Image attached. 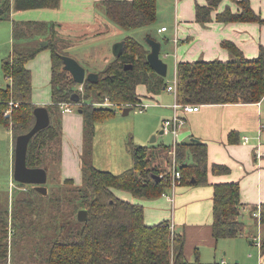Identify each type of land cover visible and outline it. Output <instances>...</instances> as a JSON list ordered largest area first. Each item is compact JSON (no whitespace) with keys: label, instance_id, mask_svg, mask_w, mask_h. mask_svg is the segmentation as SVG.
<instances>
[{"label":"trees","instance_id":"1","mask_svg":"<svg viewBox=\"0 0 264 264\" xmlns=\"http://www.w3.org/2000/svg\"><path fill=\"white\" fill-rule=\"evenodd\" d=\"M221 1L206 0L205 5L196 4V21L202 24L211 21L212 12ZM236 2L239 8L237 12L225 9L216 15V20L264 22L251 8L249 0ZM59 4L60 0H0V13L9 12L11 8L17 11L54 9ZM100 4L109 23L126 33L150 27L157 20L156 0H103ZM62 26L40 21L13 23L16 42L1 65L7 84L0 87V126L11 131L14 143L18 135L33 126V110L37 105L32 102L31 72L26 64L39 52L48 49L51 103L46 107L50 123L29 141L26 164L28 167H43L48 174L57 169L59 176L63 114L59 103L72 102L70 97L76 92L80 96L77 105L82 116V182L75 185L71 179L62 181L67 186L63 196L60 193L63 187L57 183L52 187L46 184V196L40 195L30 185L17 183L21 193L14 199L11 210L0 207V264L8 261L14 264H202L198 252L194 253L193 262L187 260L183 231L178 233L175 227L172 229L167 220L147 225L141 204L115 195L114 191L120 190L137 199L151 200L160 197L170 187L171 175L166 165L158 163V154L151 145H134L129 137L127 145L133 166L118 174L100 170L90 162L96 124L115 114V107L98 108L95 103L107 98L116 107L127 105L134 108L142 102L137 86L144 85L150 94H159L168 86L165 78L155 73L149 65V50L145 41L126 35L121 41L123 52L119 57H113L102 68L93 70L85 62L82 66L87 72L97 73L98 80L95 83L86 80L83 91H80L78 84L63 67L62 55H69L66 49L73 42L70 34L61 33ZM100 27L94 30V36L102 34ZM105 27V33H108L109 26ZM38 37L47 41L46 47L36 43ZM29 39L36 44H31ZM222 48L230 56L228 61L197 60L177 64L178 103H258L264 99V46L259 47L254 58H247L231 41L222 42ZM126 64L132 67L124 69ZM228 140L236 142V133L230 132ZM161 145L166 152L172 149V146ZM175 159L180 172L179 185L209 184L206 143L195 139L177 142ZM228 171L225 165L212 166L214 174ZM156 175H162L159 181L155 180ZM211 186L212 236L218 240L241 235L244 223L241 220L238 183L220 182ZM63 201L70 210L62 213V220H58L59 205ZM80 209L87 211L84 221L77 220ZM54 210L59 212L55 213ZM257 210L259 217L255 216V223L264 225V203L252 207L251 214ZM44 215L54 222V239L46 243V248L35 247L32 251L24 247L17 252L19 244L25 243L27 237L41 229L39 222ZM261 249L264 250V241Z\"/></svg>","mask_w":264,"mask_h":264},{"label":"crops","instance_id":"2","mask_svg":"<svg viewBox=\"0 0 264 264\" xmlns=\"http://www.w3.org/2000/svg\"><path fill=\"white\" fill-rule=\"evenodd\" d=\"M101 1L103 0H60L57 8H40V10L49 13V16L46 17L47 19L54 20L55 23L57 22L63 26H92L99 23L98 28L101 25L100 28L102 29L106 25L116 29L106 18L100 4ZM249 2L254 12L264 21V0H249ZM196 4L205 5L206 0H173L172 11L168 20L169 26L166 27L163 23L166 16H160L158 12L155 24L150 26L153 28L156 25V31L157 33L160 32V35L164 36L165 34L163 33L167 32V35L160 40V56L169 59L173 67L174 76L176 66L180 62H194L197 60L228 61L230 56L222 48V42L224 41L233 42L247 58L257 56L259 47L261 45L264 46V22L217 21L216 15L225 9H230L234 13L239 10L236 0H222L217 9L212 12L211 21L202 24L195 19ZM161 27H165V30L159 31ZM142 29L145 30L146 28ZM147 33L151 35V33ZM112 47L111 55L114 57ZM146 48L149 50L147 44ZM26 67L31 72L32 102L37 105H48L50 100L40 97L38 84L40 82V69L45 67L44 85L50 88L49 51L42 50L39 52L33 59L28 61ZM139 86H143L142 93L138 91L137 86V93L140 95L141 101L144 98L154 100L158 103L157 106L165 109L161 119H167L169 115L173 114L171 108L174 103L173 94L167 90H163L167 94L163 93V91L159 94H150L144 85ZM178 113L185 119V124L179 132V137L183 139L181 142L197 139L206 143L209 184L206 186H182L178 191L173 189V192L171 191L170 194H167L168 196L165 195L163 199L156 200L137 199L128 192L120 190H115L114 192L116 196L123 200L141 204L144 207V222L147 225H153L164 220L168 221L165 217H161L158 222H150L153 214L154 218L159 215L157 209L159 208L158 206H161L160 202H163L162 204L167 203V206L172 207V217L178 221L175 223L170 221V223L174 225L178 233L184 232L185 256L188 261L193 262L194 257L193 260L191 258L192 251L193 253L198 252L200 245L211 247L220 240H215L212 236L213 188L211 185L213 183H238L239 201L242 205L241 220L243 221L242 217L245 214L249 215L252 223L247 228L250 235H252L251 226L255 223V216L253 213L251 214V208L259 207L264 203V99L258 103L200 104V108L196 112L183 114L178 111ZM157 128L158 125H154L150 129L149 134ZM0 129L3 132V136L7 139L6 169L9 181L13 172L14 140L10 130L2 126H0ZM160 131L159 134H161ZM230 132L236 133V142H229L228 135ZM163 134H166L164 130ZM244 137L247 140H244ZM82 146L81 114L79 117H74L72 112L63 113L60 180L71 179L75 185L81 184ZM170 146L168 145L167 147ZM167 156L163 164L168 168L169 165L167 163L170 159L168 151ZM214 164L225 165L229 171L225 174H214L212 172ZM10 185L11 187L13 186L12 182ZM148 204L151 206L149 209H147ZM245 227L244 223L243 232ZM263 230L264 225H259L257 230L259 235ZM2 264L14 263L8 261ZM216 264H225V262L221 259L220 263L216 262Z\"/></svg>","mask_w":264,"mask_h":264},{"label":"rangeland","instance_id":"3","mask_svg":"<svg viewBox=\"0 0 264 264\" xmlns=\"http://www.w3.org/2000/svg\"><path fill=\"white\" fill-rule=\"evenodd\" d=\"M158 3V14L165 15L163 23L166 27L169 26V17L172 11V4L173 0H157ZM48 9V8H44ZM57 13V12H54ZM49 16L48 12H44L40 9H31V10H9L6 13H0V87H5L7 84V79L4 77L3 71L1 69L2 62L9 56L12 52L14 43L16 42L14 36V29L13 23L24 24L30 21H40L47 24L54 22V20L47 19L46 17ZM159 16V20H160ZM158 20V21H159ZM55 23V22H54ZM57 23V22H56ZM158 23V22H157ZM98 24L96 25H79V26H62L61 33L66 35V32L71 36V45L66 49L67 54L69 56L75 58L81 65L88 62L89 69H99L105 66L107 61L113 58L111 55V47L115 43H121L122 39L126 36H132L138 39L141 42H144L147 35V32L151 33V37L155 40L159 41L167 35L166 33L164 36L160 35L156 31V25L149 29L146 28L145 30L141 29L138 31H133L131 33H126L121 29H113L109 26L110 32L105 33L107 27L100 29L102 31L100 35L94 36L95 29L98 28ZM91 26V27H90ZM83 33H85L83 35ZM147 34V35H146ZM41 37L36 39V43L38 42L41 46L43 41ZM31 44L33 43L31 39H29ZM48 50V49H45ZM49 51V50H48ZM47 52V51H46ZM48 53V52H47ZM50 53V51H49ZM163 55V54H162ZM164 62L167 64V74L164 77L167 83H171L174 71L173 67L170 64L168 58H164ZM44 74H46L45 67L40 69L39 75V91L40 97L48 98L51 103V92L49 86L44 85ZM138 91L140 93L143 92V86H138ZM163 93L167 92L163 91ZM157 100V99H156ZM104 100L101 102L103 103ZM48 103V104H50ZM143 104H147L148 106L142 111L139 112V107L135 106L132 108L127 115H122V110L124 106L115 107L116 104L112 103L113 105L105 106L99 103H95V107L98 108H114L115 114L112 117L105 119L102 122H98L95 126V133L92 143V153L90 155V162L98 169L105 170L112 172L114 174L121 173L133 166V158L131 156V152L128 149V139L129 137L132 138L134 145L140 146H147L150 145L154 149L153 151L158 154V163H163L167 159V152L163 149L162 145H172L174 142V137L171 133L167 134H159L160 129L162 128L163 119L161 116L163 115L164 108L157 106L154 100H150L144 98L142 100ZM162 104V103H160ZM37 105V104H36ZM40 106V105H37ZM47 106V105H43ZM79 104L77 103L72 105V113L74 117H79L80 114L78 113ZM172 116L169 115L170 118ZM167 117V118H168ZM158 125V128L155 129L154 132L149 134L150 129L154 126ZM180 133H178L176 137V142L183 141L182 138L179 137ZM153 136H157V140L151 143V138ZM7 139L3 136V132L0 129V207L7 208L11 210L13 201L15 198L20 196L21 190H18V184L13 181L11 178L8 181L7 178V169H6V158H7ZM160 145V146H159ZM170 164V159H169ZM169 168V167H168ZM167 168V171L169 169ZM12 182V187H11ZM60 184L63 187V190L60 191L61 195L63 196L67 186L62 184V180H60L58 176L57 169L51 170L48 174V181L50 187ZM31 186V185H30ZM182 186L185 185H177L174 187L175 190H179ZM26 186L25 188H28ZM24 188V189H25ZM172 188L165 189L166 194H170ZM66 196V195H65ZM156 199H163V196H160ZM155 199V200H156ZM9 201V202H8ZM63 201L59 207L60 209V216L58 220H62V213H66V211L70 210L69 205ZM158 206L157 209L159 212L160 217L156 216L154 218L151 216V223L160 221L159 218L165 217L173 223L177 222L178 220L173 219V210L172 207L170 208L167 203ZM151 206L148 204L147 209ZM144 208V207H143ZM53 212H59L54 210ZM158 218V219H157ZM163 218V219H165ZM49 216L44 215L40 218V230H37L32 234L30 237H27V241L25 243L19 244L17 246V252H21L24 247L29 248L33 251L35 247L38 249L46 248V243L49 240H53L54 236L56 235L54 230V222L49 221ZM156 219V220H155ZM246 227L243 234L239 237L235 238H227V239H220L215 244L210 246H202L198 247L199 253V260L203 264H216L220 263V260L223 259L225 264H264V250L261 249L260 244L264 241V230L259 235L258 226L259 224L254 223L251 226L252 235L248 232V228L252 220L250 219L249 215L245 214L242 217ZM171 224V223H170ZM179 224V223H178ZM257 224V225H255ZM42 225L44 227H42ZM46 226V227H45ZM194 253L191 252V258L193 260ZM262 257V259H260Z\"/></svg>","mask_w":264,"mask_h":264},{"label":"water","instance_id":"4","mask_svg":"<svg viewBox=\"0 0 264 264\" xmlns=\"http://www.w3.org/2000/svg\"><path fill=\"white\" fill-rule=\"evenodd\" d=\"M144 41L149 47V52L147 54L149 65L155 73L165 77L167 74V64L160 56L161 43L150 35H147ZM47 44V41H43L41 47H46ZM112 52L114 57H119L123 52L121 43H115L112 47ZM62 61L64 69L69 72L76 84H83L86 80L93 83L97 82L98 74L95 72H87L84 66L75 58L69 55H62ZM131 67V64L124 65V69ZM70 99L75 104L79 102L80 96L75 92L71 95ZM131 109V107H124L122 115H127ZM78 113H81L80 109H78ZM33 114L35 118L33 126L27 132L18 135L15 139L12 178L16 183L31 185L40 195L46 196L48 194V187L46 186L48 180L47 170L43 167H28L26 164V157L29 141L38 131L49 125L50 116L47 107L43 105L36 106L33 110ZM160 133H163V130H161ZM155 140L156 137L153 136L151 138V143L155 142ZM154 178L156 181L160 180V176L156 175ZM86 217L87 211L85 209H80L77 212L78 221H84Z\"/></svg>","mask_w":264,"mask_h":264},{"label":"built area","instance_id":"5","mask_svg":"<svg viewBox=\"0 0 264 264\" xmlns=\"http://www.w3.org/2000/svg\"><path fill=\"white\" fill-rule=\"evenodd\" d=\"M163 30H165V27H161L159 29V31H163ZM78 90L83 91V84H78ZM166 90L169 93L173 94V96H174V103L171 105V108L173 110V114L170 118L163 120V123H162V128H163L164 132L171 133L174 137V142L171 145L172 149L169 152L170 164H169V168H168L169 169L168 172L171 175V182H170L169 188H172V192H173L174 187L179 184V179H180V172L177 169V163H176V159H175V144L177 143L176 137H177L178 133L180 132L181 128L185 124L184 117L181 114H179L178 111H181L183 114L196 112L199 110L200 104H180L177 102L176 75L174 76L173 81L168 84ZM73 104H74L73 102H61V103H59V108H60L62 113H70V112H72V105ZM99 104L105 105V106L113 105L107 98L104 99L103 103H99ZM122 106L127 107V105H122ZM136 106L139 107V112H142L148 105L143 104L141 102V103L136 104ZM244 140H247V138L244 137ZM165 195H167L165 192L162 193V196H165ZM253 215L256 217H259V210H257L256 212H253ZM173 227H174V225L171 224L172 229H173ZM260 247H261V244H260Z\"/></svg>","mask_w":264,"mask_h":264}]
</instances>
